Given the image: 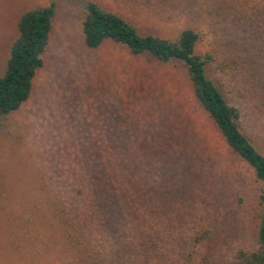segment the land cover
<instances>
[{
    "label": "rangeland",
    "instance_id": "obj_1",
    "mask_svg": "<svg viewBox=\"0 0 264 264\" xmlns=\"http://www.w3.org/2000/svg\"><path fill=\"white\" fill-rule=\"evenodd\" d=\"M89 1L143 35L194 30L197 52L212 57L208 77L264 154V0H0V75L19 16L55 10L31 96L0 129V264H71L61 233L77 161L105 148L133 156L123 168L133 186L123 189L135 203L128 213L118 204L121 231L134 210L171 236V248L205 223L221 231L223 251L258 250L262 185L198 106L184 67L111 43L87 49L80 23Z\"/></svg>",
    "mask_w": 264,
    "mask_h": 264
},
{
    "label": "trees",
    "instance_id": "obj_2",
    "mask_svg": "<svg viewBox=\"0 0 264 264\" xmlns=\"http://www.w3.org/2000/svg\"><path fill=\"white\" fill-rule=\"evenodd\" d=\"M54 14L50 3L28 9L18 18L17 35L0 75V129L6 117L17 112L31 96L34 79L44 67ZM80 26L87 49L97 50L111 43L132 57L149 56L160 64L176 61L184 67L198 106L230 153L262 185L254 208V239L259 249L223 251L221 231L205 223H196L185 241L171 248V236L155 229L148 216H138L134 210L122 224L127 229L121 231L114 219L118 204L122 203L128 213L135 203L133 195L123 189L133 186V173L123 170L133 156L127 158L117 149L105 148L80 156L77 161L73 193L62 220L61 251L66 260L71 264H264V154L243 131L238 109L227 102L208 77L212 57L197 52L198 34L185 28L174 37L143 35L129 21L92 1L85 5Z\"/></svg>",
    "mask_w": 264,
    "mask_h": 264
}]
</instances>
